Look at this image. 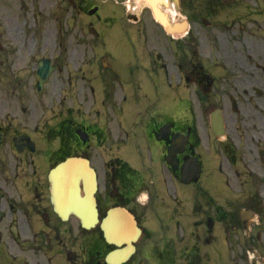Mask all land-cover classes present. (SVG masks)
<instances>
[{
	"label": "flooded vegetation",
	"instance_id": "1",
	"mask_svg": "<svg viewBox=\"0 0 264 264\" xmlns=\"http://www.w3.org/2000/svg\"><path fill=\"white\" fill-rule=\"evenodd\" d=\"M44 3L0 0V229L20 237L0 264H108L113 246L95 249L94 229L82 242L81 220L51 202L50 169L75 155L97 171L101 216L122 206L143 227L126 264H246L250 251L251 264L263 260L253 219L264 109L243 108L241 95L264 100V89L241 75L227 22L264 30V0H162L170 28L146 0H58L47 17ZM45 64L54 70L41 81ZM217 108L225 124L215 129ZM195 157L201 176L185 184Z\"/></svg>",
	"mask_w": 264,
	"mask_h": 264
},
{
	"label": "rangeland",
	"instance_id": "2",
	"mask_svg": "<svg viewBox=\"0 0 264 264\" xmlns=\"http://www.w3.org/2000/svg\"><path fill=\"white\" fill-rule=\"evenodd\" d=\"M50 1L51 0H46V5L43 7V8L47 9V10H45L46 14L49 12L48 7L50 6V4H49ZM18 2H19V0H17V3ZM20 7L21 6H19V8ZM56 21H58V19L50 22L49 26H51V28L59 27V25L57 23H55ZM227 24L229 25V26H227V29H229L230 31L235 30L237 37H239V39H240V41L238 43V49L236 50L235 54H236V59H238L239 65L241 66L240 67L241 75L247 74V76L251 78L250 83H249L250 86L255 85V86H258V87L264 89V70H262V66H264V37L262 35H260L262 30L258 31V29L249 28L246 20L237 21V22L228 21ZM256 27L259 28L260 25L258 24ZM245 28H248L250 33H252V35H253V36H250V41L246 44H245L244 40L247 39L245 34L248 33V31H246ZM255 32H257V33L255 34ZM252 47H254V49ZM223 53L226 55L228 52L223 51ZM224 65H231V64L230 63L228 64L224 61L223 66ZM249 67H251V68H253V70H255L256 75H254L251 72ZM239 85L241 87L245 86L246 88L249 86L246 83H241V84L239 83ZM232 86H233V84L228 85V87H230V88ZM252 94L253 93L250 92V93H246L245 95H241L242 101L244 103V106H242V107L243 108L246 107V109H247V106L249 105V107L251 109H254V110H255V108L263 109L264 100L263 99L260 101L254 100L253 98H258V97L255 94H253V95ZM260 106H262V107H260ZM6 240L7 241H4V244L2 247H5L8 250H10V244L8 243V240H10V238L6 237ZM245 244H246V242H245ZM5 252H7V250H5ZM251 256H252V254H251Z\"/></svg>",
	"mask_w": 264,
	"mask_h": 264
},
{
	"label": "water",
	"instance_id": "3",
	"mask_svg": "<svg viewBox=\"0 0 264 264\" xmlns=\"http://www.w3.org/2000/svg\"><path fill=\"white\" fill-rule=\"evenodd\" d=\"M92 212H93V210H92Z\"/></svg>",
	"mask_w": 264,
	"mask_h": 264
}]
</instances>
